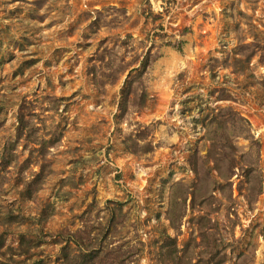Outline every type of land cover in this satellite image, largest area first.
I'll use <instances>...</instances> for the list:
<instances>
[{
	"label": "rangeland",
	"instance_id": "1",
	"mask_svg": "<svg viewBox=\"0 0 264 264\" xmlns=\"http://www.w3.org/2000/svg\"><path fill=\"white\" fill-rule=\"evenodd\" d=\"M255 42L264 0H0V264H264Z\"/></svg>",
	"mask_w": 264,
	"mask_h": 264
},
{
	"label": "trees",
	"instance_id": "2",
	"mask_svg": "<svg viewBox=\"0 0 264 264\" xmlns=\"http://www.w3.org/2000/svg\"><path fill=\"white\" fill-rule=\"evenodd\" d=\"M130 38L132 39L133 36L128 34L126 36V38H124L122 40V44H128L130 41ZM258 47H261L263 49L262 59L264 60V56H263L264 55V44H260L257 42L252 43L251 45L247 44V43L242 44L240 46V51L243 55H245L246 60H251L253 58V56H255L258 53V50L261 49V48L258 49ZM177 49L178 50L181 49L179 45L177 46ZM150 52L151 51L149 50L147 53L148 56L141 63V70L138 73L140 75H141V71L149 66L150 57H152V55H150L151 54ZM119 71H121V67H119L117 69H112V74L109 76L112 79H115V77ZM130 84H131V81H128L127 86H129ZM129 104H130V88L125 87L122 91V96H121V100H120V104H119V110H121L122 112L128 110ZM225 154H226L225 151H223V153H221V155H225ZM193 196H194L193 200H195L196 199V193L193 194ZM83 256H84V258L86 257V259H84V261H82L80 264H90V262L93 261L94 257L92 256V253H86ZM36 264H41V260L38 261Z\"/></svg>",
	"mask_w": 264,
	"mask_h": 264
}]
</instances>
